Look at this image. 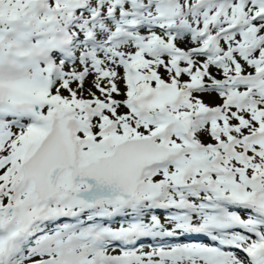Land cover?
Wrapping results in <instances>:
<instances>
[{"label": "snow or ice", "instance_id": "1", "mask_svg": "<svg viewBox=\"0 0 264 264\" xmlns=\"http://www.w3.org/2000/svg\"><path fill=\"white\" fill-rule=\"evenodd\" d=\"M0 264H264V0H0Z\"/></svg>", "mask_w": 264, "mask_h": 264}]
</instances>
